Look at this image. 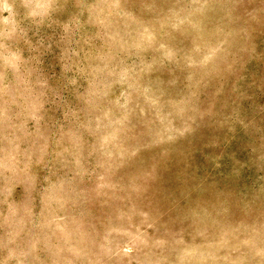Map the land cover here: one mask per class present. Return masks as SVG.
Masks as SVG:
<instances>
[{"label": "rangeland", "instance_id": "obj_1", "mask_svg": "<svg viewBox=\"0 0 264 264\" xmlns=\"http://www.w3.org/2000/svg\"><path fill=\"white\" fill-rule=\"evenodd\" d=\"M0 264H264V0H0Z\"/></svg>", "mask_w": 264, "mask_h": 264}]
</instances>
